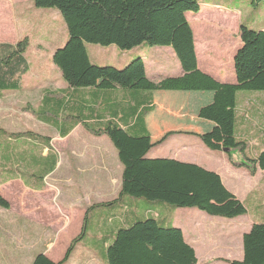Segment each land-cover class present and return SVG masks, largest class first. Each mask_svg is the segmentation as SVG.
Segmentation results:
<instances>
[{
  "label": "crops",
  "instance_id": "obj_1",
  "mask_svg": "<svg viewBox=\"0 0 264 264\" xmlns=\"http://www.w3.org/2000/svg\"><path fill=\"white\" fill-rule=\"evenodd\" d=\"M26 1L27 7L33 5V0ZM12 3L19 8L23 6L24 0H12ZM1 9L2 4L0 13ZM214 10L206 4H201L197 14H185L190 28L194 15L200 16ZM53 11L60 17L56 10ZM23 13L24 11L21 15ZM22 20L24 22L23 18ZM31 20L21 26L25 33L22 32L20 38L12 41L13 39L8 37L6 40H0V44L14 45L24 38L28 44H33L34 38L23 36L26 34V24H36ZM239 24L241 21L238 20L237 30ZM191 31L198 69L219 82L233 83L231 64L229 73L225 76L221 60L203 57L199 49L201 41L195 34L196 30L191 28ZM237 39L238 43L231 52L230 60L240 47L239 38ZM42 41L36 38L33 46L40 48ZM23 57L29 66L25 52ZM66 57L82 65L84 73L69 78L62 65V59ZM51 58L63 71L57 82L50 81L49 78L40 82V76H35L29 69L17 77L19 86L15 90L0 93V196L9 204L7 210L0 209V264H32L39 254H43L53 263L62 261L71 242L80 235L85 217L84 238L75 246L64 264H103L102 255L107 239L122 225L141 218L142 212L150 207L143 201L118 199L122 169L117 154L106 137L92 138V135L79 125L63 136L55 123L41 119L37 114L47 107L50 109L52 101H69L71 96H82L86 98V103L90 104L89 109L93 111V116L98 118V114L102 115L106 107L103 93L116 96L117 103H120L122 89L118 83V73L122 68H97L89 58L63 47L54 50ZM215 61L217 66L208 64ZM144 66L146 75L147 69H150V76L147 77L152 80L158 81L167 77L160 74V71L154 72L155 65ZM173 68L174 72L167 74L168 76L181 74L179 65L177 67L174 64ZM110 81L115 87L107 89ZM240 94L242 92H154L152 97L155 110L145 119V126L152 143L163 139L168 133H175L151 149L148 154L151 159L169 158L198 166V163L188 161L189 150L186 149L196 147L210 155L213 160H218V166L205 167L203 164L201 168L220 177L225 189L244 205L246 215L247 203H250L252 210L256 212L254 218L248 217V226L244 224L246 230L243 235L258 216L264 218V170H257L253 177L246 171L243 177L247 187L236 181L232 186V182H229L231 177L222 171L227 167L226 163L230 166L224 153L209 149H220L223 144L241 141L246 143L248 155L251 157H256L264 151V137H257V134L248 132L257 127L259 131L262 130L260 124L264 125V92H256L253 96ZM7 95L12 96L13 102L18 104L21 111L16 123L18 131L9 130L8 105L6 102L2 104ZM237 116L240 120L238 131ZM31 117L33 122L29 119ZM41 128L44 132H41ZM76 131H80L79 136L72 137ZM14 134H20V137H12ZM173 145L176 150L172 156L151 155L156 148L168 150L173 148ZM218 154H221V159H218ZM236 186H240L241 193L237 191ZM110 202H113L111 207L103 206ZM246 215L227 222L237 223ZM198 219L203 218L195 214L183 216L181 220L176 221L175 227L181 230L185 242L193 248L197 263L199 255L206 257L209 263H223L218 260L223 258L213 255V248L218 250L217 247L222 244L231 245L232 230L229 228L220 235H215L214 231H205L199 227L195 223ZM223 224L228 227L234 225ZM241 258L242 246L241 255L237 259Z\"/></svg>",
  "mask_w": 264,
  "mask_h": 264
},
{
  "label": "trees",
  "instance_id": "obj_2",
  "mask_svg": "<svg viewBox=\"0 0 264 264\" xmlns=\"http://www.w3.org/2000/svg\"><path fill=\"white\" fill-rule=\"evenodd\" d=\"M253 2L257 6L264 0ZM33 5L59 13L66 28L64 48L68 51L85 53L86 45L113 46L122 52H132L141 45L172 50L180 75L152 80L146 75L143 59H131L118 73L120 103L116 96L103 93L106 107L98 118L82 96L52 101L51 108L37 116L55 123L63 136L79 125L92 136L106 137L122 169L118 199L143 201L150 207L141 218L122 225L107 239L103 264H197L195 252L181 230L172 225L160 227L149 215L162 203L235 220L245 216L246 208L225 189L216 173L174 159L149 158L152 148L175 133L152 143L145 119L155 110L154 92H264V30L239 24L240 47L232 58L234 82L222 83L197 67L194 38L185 14L199 12L198 0H33ZM27 44L25 38L14 45L0 44V93L15 90L19 86L17 77L29 70L23 57ZM62 65L69 78L84 73V67L70 57L62 59ZM114 87L110 81L107 89ZM209 149L223 152L230 166L245 169L251 177L257 170H264V151L251 157L244 142ZM236 151L243 155V162L232 161L231 153ZM8 208V202L0 196V209ZM85 221L86 217L80 235L71 242L62 261L53 263L39 254L32 264H64L84 238ZM241 246V260H218L225 264H264V224H251L242 235Z\"/></svg>",
  "mask_w": 264,
  "mask_h": 264
},
{
  "label": "rangeland",
  "instance_id": "obj_3",
  "mask_svg": "<svg viewBox=\"0 0 264 264\" xmlns=\"http://www.w3.org/2000/svg\"><path fill=\"white\" fill-rule=\"evenodd\" d=\"M27 1L24 0L23 6L19 7L13 5L12 0H0L2 4V9L0 13V40H6L8 37L13 39L12 41L17 40L21 37V33L25 31L21 29V26L24 25L27 20L32 19V22L36 24L25 25L26 34L23 36H29L33 39V44H28V47L25 51V56L29 62V69L35 76H40V82L50 79V81H58L60 74H63V71L59 69L52 62V52L54 50L64 48V43L67 38L66 28L63 20L57 14L53 13L52 9H36L31 6L27 7L25 5ZM200 4H206L215 10L209 13H204L203 15H194L192 18V27L196 30L197 38L201 41L199 43V49H201L202 56L207 58L220 59L223 65V71L225 76L229 73L230 64L232 66V75L233 72V63L231 58V52L236 47L238 43L237 39V25L236 23L241 21L247 28L251 30L258 31L261 28H264V2L258 3L257 6H254L253 0H198ZM28 9V10H27ZM31 9V10H30ZM24 13L21 15V13ZM53 13V17H51ZM57 13V12H56ZM24 19V22L22 20ZM55 21H53L52 19ZM237 21V22H236ZM1 24H5L3 27ZM8 36H5V35ZM4 36V37H3ZM43 40L40 48L33 46L35 39ZM86 54L78 52L81 56L89 58L93 66H97L107 69H117L123 68L131 59L142 58L145 65H155V71H160V74H165L163 76H168L174 72L173 65L175 64L178 67V62L173 55V52L170 48H161V47H148L146 45H141L132 52H122L112 46L109 47H100L95 45H86ZM122 55V56H121ZM212 66H217V62L208 63ZM105 68V69H106ZM61 74V75H62ZM154 74V73H153ZM44 75V77L42 76ZM147 75L150 76V69H147ZM223 76V75H222ZM27 79V78H26ZM27 81V80H26ZM256 92H247L243 91L240 95L253 96ZM14 99L11 95H7L6 99L2 102H5L8 105V117L7 122L9 130L18 131L16 123L21 111L18 109V104L13 102ZM29 116V115H27ZM31 122L32 117L29 118ZM29 121V123H30ZM240 120L237 116L236 121V130L240 128ZM257 127L254 130H249L250 133L253 132L257 137H264V125L260 124L261 131ZM41 132H44V129H40ZM259 133V134H258ZM80 131L74 132L72 137H78ZM92 138H94L92 136ZM105 139V138H104ZM61 144V143H60ZM62 145V144H61ZM188 149L187 158L189 162H196L201 166L207 167L212 165H219L218 160H213L210 155H207L200 151L196 147H186ZM176 146L173 145V148L166 150L165 148H156L151 155L155 156H169L175 152ZM218 154V159H221ZM231 158L233 162L240 163L244 161V157L241 153H231ZM223 161V160H222ZM224 163H226L224 161ZM198 165V166H199ZM225 167L222 171L223 174H228L231 177L229 182L233 183L236 181L238 184L244 185L247 187V182L243 177L246 175L245 169H235L231 166ZM222 173V172H221ZM256 175V174H255ZM250 181V180H248ZM236 189L241 193L240 186ZM242 195V194H241ZM157 202H155L156 204ZM162 207H156L154 210L155 213H151L149 218H153L160 227H168L170 225L175 226L177 220H181L183 216H188L195 214L196 216H201L203 219H198L195 223L201 226L205 231L212 230L215 232V235H220L229 228L232 230V244H222L220 247H217L218 250L213 253L214 256H219L225 260H236L241 255V236L246 228L244 224H249V218H254L256 212L253 209L252 205L249 203L246 204L248 208L247 215L244 219L236 222H227L229 220L222 218H215L205 215L202 212H199L196 209H177L166 204H162ZM204 216V217H203ZM241 218V217H240ZM243 218V217H242ZM238 219V218H237ZM234 223L232 226L228 227L222 223ZM221 223V224H217ZM264 224V218L258 216L255 221H252L251 224ZM196 225V226H197ZM246 226V227H247ZM194 227V225H193ZM191 228V227H190ZM232 246V248H230ZM84 247V246H82ZM239 260V259H237ZM206 261V257L199 255L197 264H213ZM223 264V263H221Z\"/></svg>",
  "mask_w": 264,
  "mask_h": 264
}]
</instances>
